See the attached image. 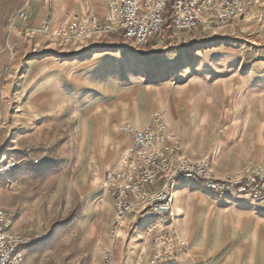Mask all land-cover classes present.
<instances>
[{
	"label": "rangeland",
	"instance_id": "374dc122",
	"mask_svg": "<svg viewBox=\"0 0 264 264\" xmlns=\"http://www.w3.org/2000/svg\"><path fill=\"white\" fill-rule=\"evenodd\" d=\"M48 25L43 20L33 26L27 41L23 33L14 52H0V64L14 60L0 65V158L11 156L19 163L15 172L0 176V209L10 214L13 231L46 236L24 250L26 264H83L86 259L100 264L114 224L104 175L119 166L129 148L121 152V127L142 129L131 122L140 115L130 104L144 108L143 93L174 78L199 88L201 80L219 75L226 91L256 92L242 100L264 107V0L256 2L249 18L223 27L191 33L169 27L145 47L120 39L96 54L75 47L85 40L61 44L42 33ZM154 114L143 128L153 124ZM209 197L216 204L227 201ZM241 200L253 203L256 218H264L261 204ZM145 228L139 224L136 236Z\"/></svg>",
	"mask_w": 264,
	"mask_h": 264
},
{
	"label": "crops",
	"instance_id": "0c3cea01",
	"mask_svg": "<svg viewBox=\"0 0 264 264\" xmlns=\"http://www.w3.org/2000/svg\"><path fill=\"white\" fill-rule=\"evenodd\" d=\"M34 3L31 0H0V52L3 54L16 50L17 39L23 33L25 41L31 38L33 26L42 24L43 20L54 30L65 19L80 17L90 9L100 18L107 11L101 0ZM120 39L125 40L122 35L92 38L76 43L75 47L81 50L80 53L96 54L114 47V40ZM12 61V58H5L0 65H10ZM219 79V75L212 76L201 80L203 85L199 88H192L187 80L174 78L162 87L148 89L143 93L144 108L139 102L130 104L132 112L140 115L131 122L143 128L150 115L164 110L167 132L179 144L181 154L192 160L209 158L212 169L220 178L264 168V107H253L242 100L249 95L252 98L256 92L226 91ZM227 100L231 105H225ZM128 104L123 105L127 107ZM122 137L124 148L121 152L129 146L127 138L123 134ZM209 194L199 186L186 183L176 189L174 201L180 198V203H174L176 218L162 226L177 232L183 242L177 249V260L171 264H264V218H256L253 203L242 198H228L222 205L216 204ZM104 195H107L113 222L114 200L109 194ZM101 209L105 208L99 206L98 210ZM141 223L147 226L148 216L141 207H136L129 215L123 240L111 244L109 233L106 235L118 264H142L153 256L150 237L145 230L136 236ZM83 264L91 263L86 259ZM100 264H104L102 254Z\"/></svg>",
	"mask_w": 264,
	"mask_h": 264
},
{
	"label": "built area",
	"instance_id": "2783aa9c",
	"mask_svg": "<svg viewBox=\"0 0 264 264\" xmlns=\"http://www.w3.org/2000/svg\"><path fill=\"white\" fill-rule=\"evenodd\" d=\"M101 1L107 6L103 18L90 9L80 17L65 19L54 30L45 26L41 32L61 44L122 35L138 47H145L168 27L191 32L249 18L258 0ZM121 132L129 141V148L119 166L105 172L103 184L116 209L110 239L115 244L121 238L128 216L141 207L148 216L145 232L154 252L143 264H171L177 260V249L183 242L174 230L162 226L175 219L173 194L182 183L197 184L220 198H247L264 208V168L219 178L208 160L193 161L181 154L179 144L167 133L164 110L154 114L152 125L139 129L126 124ZM18 168L13 157L0 158V176ZM45 239V235L28 237L13 232L10 214L0 209V264H26L24 250ZM102 258L104 264H118L111 247L104 250Z\"/></svg>",
	"mask_w": 264,
	"mask_h": 264
}]
</instances>
